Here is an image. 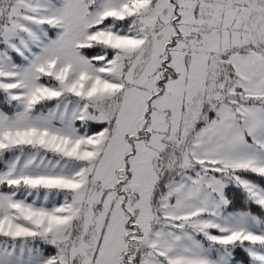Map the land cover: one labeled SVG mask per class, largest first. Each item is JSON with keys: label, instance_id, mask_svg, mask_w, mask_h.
<instances>
[{"label": "snow or ice", "instance_id": "obj_1", "mask_svg": "<svg viewBox=\"0 0 264 264\" xmlns=\"http://www.w3.org/2000/svg\"><path fill=\"white\" fill-rule=\"evenodd\" d=\"M0 264H264V0H0Z\"/></svg>", "mask_w": 264, "mask_h": 264}]
</instances>
